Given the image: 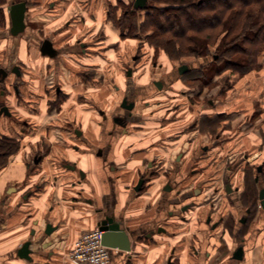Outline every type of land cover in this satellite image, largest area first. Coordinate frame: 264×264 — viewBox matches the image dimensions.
I'll return each mask as SVG.
<instances>
[{
	"label": "crops",
	"instance_id": "0c3cea01",
	"mask_svg": "<svg viewBox=\"0 0 264 264\" xmlns=\"http://www.w3.org/2000/svg\"><path fill=\"white\" fill-rule=\"evenodd\" d=\"M18 1L0 0V25L7 26V34L0 35V42H17L18 51L13 52L18 57L22 54L20 58L24 59V35L10 36L8 31V6ZM23 1L30 4L32 24L36 16H42L44 20L46 17L54 19L52 22L55 23L62 20L64 25L67 13L74 5L68 0H60V3L49 0L48 5L61 8L60 18H57V14L51 16L48 10H37V0ZM33 2L36 5H32ZM94 6V0L86 6L89 23L94 25V29H98L100 24L112 26L107 16L101 10L96 11L98 9ZM94 18L96 23H92ZM40 24H45V21ZM78 24L69 22L67 26L56 28L54 33L48 30L44 34L50 36L56 47L69 49L73 40L63 41L67 36H59V31L66 28L67 31H77ZM116 37L112 34L103 42V45H109L105 52H102L104 46L94 47L96 55L93 60L98 66L96 79L103 76L104 80L95 81L89 89L93 93V112L86 111L85 105L76 101L75 95L84 91L82 87L67 83L64 86L71 96L59 112H50L45 99L41 100L40 111L36 113H29L27 108L14 100L15 119L0 116V138H11L18 143L0 165V264H73L67 257L72 242L80 234L98 227L97 222L106 217L119 223L129 240V250L110 247V264L226 263L225 258L219 259L217 255L220 244L214 235L189 227L182 215L170 216L167 195L155 201L149 196H137L131 190L139 166L136 154L143 145L139 135L124 132L109 134L107 131L113 126L107 120L99 126L102 117L96 110L110 113L124 94L125 83H147L139 80L135 73L131 80L124 79L122 74L121 82L120 72L110 61L111 66L101 67L105 64H100L102 54L112 57L116 52L114 50L120 49L126 41ZM117 42L118 48L113 49ZM63 57L66 58V55ZM146 75L142 77H148L149 73ZM158 77L163 82L168 79ZM39 86L35 83L31 89L42 93ZM8 104L10 109V100ZM73 118L76 122L72 124L79 126L80 133L63 128ZM23 119L30 123L31 132L25 129V125L23 127L20 121ZM99 149L102 151L100 156L96 155ZM109 165L114 167L109 168ZM157 204L158 210H153ZM48 224L51 228L46 234ZM260 239V235L255 237L253 246L246 250L244 259L238 264H260L261 259L259 262L255 259V250L262 245ZM27 241L30 242V259L17 254L20 246Z\"/></svg>",
	"mask_w": 264,
	"mask_h": 264
},
{
	"label": "flooded vegetation",
	"instance_id": "af4514ba",
	"mask_svg": "<svg viewBox=\"0 0 264 264\" xmlns=\"http://www.w3.org/2000/svg\"><path fill=\"white\" fill-rule=\"evenodd\" d=\"M29 5L26 2L24 30L12 35L9 26L8 31L10 36L25 34L22 37L27 45L36 49L37 58L33 60L30 52H26L24 59H14V52L10 50V59L5 63L0 61V108H8V113L1 111L0 116L15 119L14 100L27 108L29 113H36L40 111L41 100L45 99L50 112H59L71 96L64 86L67 83L82 87L84 91L75 95L76 101L82 102L86 111L93 112V93L89 89L95 81L104 80L103 76L96 79L98 66L93 60L96 55L94 47L104 38L103 33L92 42L75 37L69 49H60L49 35L44 34L43 29H34ZM49 7L53 8L54 4ZM133 8L138 7L133 4ZM69 22L66 21L63 26ZM125 32L122 30L119 33L127 37ZM45 40L50 41L52 52L47 46L44 52L41 50ZM104 48L102 52L109 45H104ZM139 57L135 53L130 56L128 62L131 64L123 68L124 79H132ZM35 83L41 86L42 93L31 89ZM125 85L124 94L110 113L97 108L96 111L102 117L99 126L105 120L113 126L114 129L107 131L109 134L136 133L143 144L136 154L139 166L131 190L137 196H149L155 201L167 195L170 216L182 215L189 227L214 235L220 244L217 252L219 259L225 258V264H238L244 259L250 242V247L253 246L256 236L261 235L260 241L264 242V161L255 164L254 159L259 157L260 152L235 149L225 155L219 153L225 140L222 131H215L216 127L212 125L219 116L207 115L206 112L191 116L188 84L182 82L183 88L177 94L173 82L167 84L157 79L148 86L130 82ZM200 92L197 91L198 97ZM178 95L181 97L178 98ZM192 103L200 101L192 99ZM20 121L25 129L32 131L27 120ZM71 121H67L63 128L80 133L79 126L72 124L76 120L73 118ZM217 122L222 121L218 119ZM208 135L212 137L210 144L203 140ZM14 145L17 147L18 143L10 138V148ZM101 152V149L97 150L96 155L100 156ZM250 158L253 162L249 161ZM158 207V204L153 206V210L157 211ZM238 255H241L240 260L236 259Z\"/></svg>",
	"mask_w": 264,
	"mask_h": 264
},
{
	"label": "rangeland",
	"instance_id": "374dc122",
	"mask_svg": "<svg viewBox=\"0 0 264 264\" xmlns=\"http://www.w3.org/2000/svg\"><path fill=\"white\" fill-rule=\"evenodd\" d=\"M55 1H57L56 3H60V0ZM134 1L135 0H94V7L98 9L96 11L101 10L112 24L110 27H104L100 24L98 29L97 27L94 29V25L89 23L90 18L86 11V6L92 4L93 0H68V3L73 2L74 5L73 8L68 11V19L66 20L71 21L72 24L79 23V28L77 31H67V28L61 30L59 31L61 32L59 36H67L63 39V41L66 42L78 36L92 42L98 39V34L102 32L104 38H101L102 41L95 45L96 49L100 48L98 45L104 46L103 42H106L108 37L112 34H116L117 39L120 38L124 41L126 39L124 44L122 43L120 49L114 50L116 52H114L112 57H108L106 53L102 54L100 64H103V62L105 63L101 65L102 68L103 66H111L110 63L112 62L114 68L120 72L118 76L122 82L123 68L131 64L128 60L132 54H138L140 57L136 65L135 76H138L137 78L139 80L147 81L145 86L150 85L151 79L153 78L160 80L158 76L168 77V79L165 78L166 80L164 83L169 84L173 82V86L175 85L174 87H176L175 89L177 91L183 88V86H181L183 82L188 84L189 86L187 87L190 88L188 92H190V114L192 117L199 114V112H206L207 115L213 116L218 114V119L222 122H217L218 119H216V122L212 123V125L216 127L215 131H222L221 135L225 140L219 148V153L225 155L230 150L235 149L250 150L254 151V153L259 151V157L254 158L255 164L263 161L264 30L260 32L259 38L256 41L251 39L252 35L259 28V25L264 24V13L258 12L259 5L255 3L241 6L240 0H219L221 4H227L229 6L234 5V7L226 10L220 23L213 28L206 26L205 29L200 32H188V35L195 41L192 40L191 43L185 41L183 45L176 43V47H174V44L166 43L164 40L159 41L156 35L150 38L147 36L155 25L154 23L153 26L147 28L146 32H140V34L137 32L138 35L136 36L138 37L130 35H126L127 37H125V35L121 36L119 32L123 30L127 33L129 28L131 31L135 32L133 24L140 22L148 23L146 22V18L155 10L152 6L167 8L183 3L179 0H146L144 7H138L136 9L133 8ZM200 1L201 0H197L195 3H200ZM214 2L215 1L212 0L207 1V3L211 4ZM48 3L49 0H37L38 5L36 9L48 10L51 16L57 14V18H60L61 8H58V5L50 8ZM185 5L187 6L186 3ZM188 7L189 8L183 7V9L179 11L170 9L169 12L175 14L184 11L186 14L182 15L181 18L185 19L192 27L197 28L196 26L199 22L193 21L196 17L194 14H191L192 7L190 5ZM239 7H245L246 13L244 12L243 15L239 14L238 19L247 20V23L245 28L237 33V31L234 30L229 31L228 24L233 14H236V9H239ZM98 13L99 12H97V14ZM192 15L193 18H191ZM168 16L173 17L172 15ZM46 18L47 19L44 20L42 16H36V20L33 22L35 24L33 25L34 29L37 30L41 28L45 32L49 30V32L52 31L54 33L56 32V28H61V26H63L62 20L55 23L52 22L54 19ZM97 18H99V16H97ZM44 21L45 24L41 25L40 23ZM96 22L97 20L94 18L92 23ZM0 23H2V21ZM1 34H7V26L0 25V35ZM246 34H249L250 38H247ZM165 36H171V33H165ZM23 41L24 51L30 52L31 58L36 60V49L29 44L27 45L26 39L23 38ZM199 42L206 45L203 50L200 48ZM31 43L34 44L33 41ZM13 44L6 40L0 42V61L5 63L6 60L10 59V50H14L15 52L16 50L18 51L17 42L14 44L15 48ZM118 45L119 43L117 42L112 48L117 49ZM231 45L233 49L229 50ZM28 47H30V49ZM20 57H22V54ZM20 57L15 55V53L13 55L14 59H21ZM182 64L187 65L188 70L179 74L176 68ZM147 73H149V76L143 78ZM172 79L174 80L172 81ZM197 91H201L199 97L197 96ZM175 93L177 94L179 91ZM179 97H181V95H178V98ZM192 99L199 100L200 103L193 104ZM207 130L212 131L210 128H207ZM203 140H205L207 144H210L212 137L210 135L204 136ZM238 156H240V154H238ZM249 161L253 162V159L250 158ZM251 245L252 242L249 243V247L245 250H248ZM255 245H257V243ZM255 259L257 262L261 259L262 262L260 261V264H264V242L256 248Z\"/></svg>",
	"mask_w": 264,
	"mask_h": 264
},
{
	"label": "trees",
	"instance_id": "16d2710c",
	"mask_svg": "<svg viewBox=\"0 0 264 264\" xmlns=\"http://www.w3.org/2000/svg\"><path fill=\"white\" fill-rule=\"evenodd\" d=\"M183 4L177 5V6H169L167 8H160L157 6L154 7V12L151 13L147 18L146 22H140L133 24V27L135 28L134 31H131L129 28V31H127L126 35H133L135 37H138L136 35L146 32L147 28L152 27V30L147 34L149 38L154 35L157 36L159 41L164 40V42L169 44H174V47H176V43H180L181 45L184 44L185 41L191 43L192 40H194L190 35H188V32H200L203 29H205L206 26H210L211 28L215 27L220 23L222 18L224 17L226 10L234 7V5H227V4H221L219 0H212L215 1L214 3H207L208 0H201L200 3H195L197 0H179ZM241 6H246V4H255L257 3L259 5L258 12L264 13V0H240ZM219 2V3H218ZM187 4V6L185 5ZM235 4V3H234ZM191 6L192 13L196 17L193 21H196L199 24L196 26L197 28L192 27L185 19H182V15H185L186 13L184 11L177 12L175 14L170 13V9H176V10H182L183 7L189 8L188 6ZM245 7H239V9H236V14H233V16L230 19V22L228 24V30L229 31H237V33L245 28L246 21L247 20H240L238 19V15L243 13H246ZM132 13V12H131ZM133 14V13H132ZM163 14V15H162ZM153 15V17H152ZM168 15H172L168 16ZM179 16V18H178ZM237 17V18H236ZM193 18V15L192 17ZM200 18V19H198ZM191 20V19H190ZM154 23V24H153ZM151 24V25H150ZM264 25V24H263ZM259 25V28L255 31V33L252 35V38L254 41H256L259 38L260 32L264 30V26ZM137 28V29H136ZM133 29V28H132ZM137 30V31H136ZM137 32H139L137 34ZM165 33H171V36H165ZM244 33V31H243ZM125 35V34H124ZM245 35V34H242ZM247 38H250L249 34H246ZM195 41V40H194ZM200 48L203 50L206 45L199 42ZM235 47V46H234ZM233 49V46L231 45L229 47V50ZM16 148V145H14L12 148H10V140L6 138H0V165L4 162V159L7 155L10 154L11 151H13ZM264 161V159H263Z\"/></svg>",
	"mask_w": 264,
	"mask_h": 264
},
{
	"label": "water",
	"instance_id": "95a60500",
	"mask_svg": "<svg viewBox=\"0 0 264 264\" xmlns=\"http://www.w3.org/2000/svg\"><path fill=\"white\" fill-rule=\"evenodd\" d=\"M146 0H135L134 7H143ZM26 2H12L8 6L9 17L11 21L10 33L12 35H17L24 30V16H25ZM49 48L52 52L51 43L45 40L42 44L41 50L44 52L45 47ZM187 70V65L182 64L178 67V72L182 74ZM8 113V108L6 106L0 108V112ZM97 226L103 231L102 243L109 247H118L122 250H129V240L126 232L122 229L119 223L114 222L111 217H106L97 222ZM50 225H47L46 234L49 233ZM30 242H24L17 251L18 256L26 259H30V250L28 248ZM236 259L240 260L241 255H238Z\"/></svg>",
	"mask_w": 264,
	"mask_h": 264
},
{
	"label": "built area",
	"instance_id": "2783aa9c",
	"mask_svg": "<svg viewBox=\"0 0 264 264\" xmlns=\"http://www.w3.org/2000/svg\"><path fill=\"white\" fill-rule=\"evenodd\" d=\"M103 231L98 227L80 234L67 257L73 264H110V247L102 243Z\"/></svg>",
	"mask_w": 264,
	"mask_h": 264
}]
</instances>
